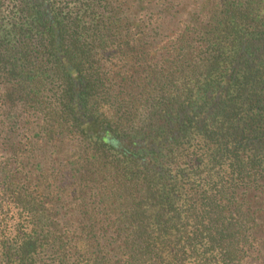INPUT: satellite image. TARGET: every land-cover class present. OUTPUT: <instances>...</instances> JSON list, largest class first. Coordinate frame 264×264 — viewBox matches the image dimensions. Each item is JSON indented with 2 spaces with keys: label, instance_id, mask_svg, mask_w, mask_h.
I'll list each match as a JSON object with an SVG mask.
<instances>
[{
  "label": "trees",
  "instance_id": "trees-1",
  "mask_svg": "<svg viewBox=\"0 0 264 264\" xmlns=\"http://www.w3.org/2000/svg\"><path fill=\"white\" fill-rule=\"evenodd\" d=\"M0 264H264V0H0Z\"/></svg>",
  "mask_w": 264,
  "mask_h": 264
}]
</instances>
